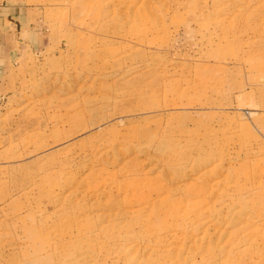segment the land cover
Here are the masks:
<instances>
[{"label": "rangeland", "instance_id": "1", "mask_svg": "<svg viewBox=\"0 0 264 264\" xmlns=\"http://www.w3.org/2000/svg\"><path fill=\"white\" fill-rule=\"evenodd\" d=\"M10 4L0 264H264V0Z\"/></svg>", "mask_w": 264, "mask_h": 264}, {"label": "crops", "instance_id": "2", "mask_svg": "<svg viewBox=\"0 0 264 264\" xmlns=\"http://www.w3.org/2000/svg\"><path fill=\"white\" fill-rule=\"evenodd\" d=\"M7 1L9 2L0 0V91L6 86L7 77L20 58L21 52L39 45L34 31L27 29L25 25L18 28L17 25H22L24 19L18 16L19 8L14 11L11 7L14 4L7 6ZM29 14L30 22H33L31 13Z\"/></svg>", "mask_w": 264, "mask_h": 264}]
</instances>
